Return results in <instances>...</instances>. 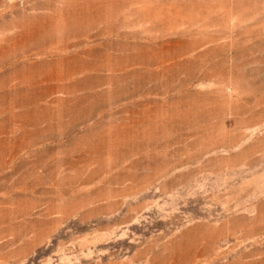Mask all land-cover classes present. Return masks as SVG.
Returning a JSON list of instances; mask_svg holds the SVG:
<instances>
[{
  "label": "rangeland",
  "instance_id": "1",
  "mask_svg": "<svg viewBox=\"0 0 264 264\" xmlns=\"http://www.w3.org/2000/svg\"><path fill=\"white\" fill-rule=\"evenodd\" d=\"M0 264H264V0H0Z\"/></svg>",
  "mask_w": 264,
  "mask_h": 264
}]
</instances>
